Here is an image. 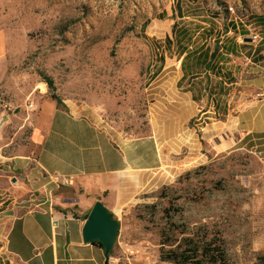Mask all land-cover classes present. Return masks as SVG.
Masks as SVG:
<instances>
[{
	"label": "crops",
	"instance_id": "0c3cea01",
	"mask_svg": "<svg viewBox=\"0 0 264 264\" xmlns=\"http://www.w3.org/2000/svg\"><path fill=\"white\" fill-rule=\"evenodd\" d=\"M172 1L144 30L165 71L155 88L172 80V93H150V129L138 136L102 125L83 105L37 93L19 68L22 52L0 33V99L19 108L0 105V264H112L83 238L97 200L121 219L147 186L192 166L205 147L264 149V17L255 39L220 9L206 11L211 20L193 30L185 19L205 15L188 9L201 6ZM237 87L248 93L237 95ZM235 96L252 98L237 107ZM219 135L225 139L214 143Z\"/></svg>",
	"mask_w": 264,
	"mask_h": 264
},
{
	"label": "rangeland",
	"instance_id": "374dc122",
	"mask_svg": "<svg viewBox=\"0 0 264 264\" xmlns=\"http://www.w3.org/2000/svg\"><path fill=\"white\" fill-rule=\"evenodd\" d=\"M196 1L201 7L188 9L189 14L205 16L185 19L193 30L211 20L206 11L232 12L253 35L257 17H264V0ZM171 4L172 0H0V33L22 52L16 57L19 68L28 82L37 84V93L51 92L39 74L43 71L53 78L62 100L83 105L108 128L138 136L150 129V93H172V80L155 88L165 71L156 62L152 38L144 33L158 12L161 18L167 16ZM241 91L248 93L242 87L234 93ZM251 98L235 96V105L243 107ZM26 99L23 105L31 102ZM29 129L23 130L24 136ZM225 136L219 135L214 143ZM202 152L192 166L165 173L123 210V232L109 256L112 264H175L160 257V230L165 228L180 242L184 227L196 237L221 236L228 264H261L264 149L205 147Z\"/></svg>",
	"mask_w": 264,
	"mask_h": 264
},
{
	"label": "trees",
	"instance_id": "16d2710c",
	"mask_svg": "<svg viewBox=\"0 0 264 264\" xmlns=\"http://www.w3.org/2000/svg\"><path fill=\"white\" fill-rule=\"evenodd\" d=\"M212 57L213 54L211 55ZM209 64L210 61L207 65ZM39 74L50 88V97L56 100L58 104H61L62 99L56 93L53 78L43 71H39ZM180 233L184 236L179 242L177 238L173 239L165 228L160 230V257L162 260L171 261L175 264H228V253L225 243L223 238L218 234L213 233L212 238H208L207 234L202 237H196L188 233L187 227H184ZM94 243L103 247L98 241ZM174 244H177L175 248H167V246ZM107 259H109V256ZM259 260L261 264H264V253L259 257Z\"/></svg>",
	"mask_w": 264,
	"mask_h": 264
},
{
	"label": "water",
	"instance_id": "95a60500",
	"mask_svg": "<svg viewBox=\"0 0 264 264\" xmlns=\"http://www.w3.org/2000/svg\"><path fill=\"white\" fill-rule=\"evenodd\" d=\"M120 229V219L103 201L97 200L85 221L83 238L85 242H100L103 245L105 256L108 257L118 241Z\"/></svg>",
	"mask_w": 264,
	"mask_h": 264
},
{
	"label": "built area",
	"instance_id": "2783aa9c",
	"mask_svg": "<svg viewBox=\"0 0 264 264\" xmlns=\"http://www.w3.org/2000/svg\"><path fill=\"white\" fill-rule=\"evenodd\" d=\"M230 10H233V8L230 6L229 7ZM253 38H258V34H254L253 35ZM0 105L1 107L6 110V111H14L18 108L17 105H15L12 101H9V100H6V99H0ZM28 106H33V103H28L27 104ZM57 179L58 181L60 180L59 178H55ZM63 183H71L72 182V179L69 178V177H65L64 179H61Z\"/></svg>",
	"mask_w": 264,
	"mask_h": 264
}]
</instances>
